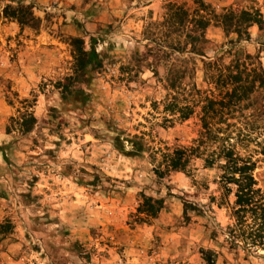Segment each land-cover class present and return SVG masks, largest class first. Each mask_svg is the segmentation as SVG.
I'll return each instance as SVG.
<instances>
[{"label":"rangeland","instance_id":"1","mask_svg":"<svg viewBox=\"0 0 264 264\" xmlns=\"http://www.w3.org/2000/svg\"><path fill=\"white\" fill-rule=\"evenodd\" d=\"M170 1L194 8L193 0H0V264H207L202 251L214 264H264L263 251L227 242V210L210 200L220 197L214 170L196 162L159 179L148 153L129 157L113 145L116 133L151 148L187 145L199 131L197 115L166 123L164 86L147 66L132 67L145 27ZM205 2L264 17V0ZM249 32L238 41L211 26L208 59L228 65L247 53L264 68V30ZM76 39L101 61L83 78L74 74ZM194 82L207 90L200 61ZM28 114L35 123L24 132ZM257 179L264 188V167ZM142 193L165 200L148 224L134 222ZM184 200L204 212L186 220Z\"/></svg>","mask_w":264,"mask_h":264},{"label":"trees","instance_id":"2","mask_svg":"<svg viewBox=\"0 0 264 264\" xmlns=\"http://www.w3.org/2000/svg\"><path fill=\"white\" fill-rule=\"evenodd\" d=\"M193 4L194 8H189L170 1L162 7L159 19L145 27V52L136 55L132 67L138 73L147 66L164 86L166 123L184 122L197 115V136L187 145L151 148L143 136L125 139L122 133H116L113 145L129 157L148 153L159 179L172 173H189L196 162L214 170L220 197L210 200L227 210V242L248 254L264 252V188L257 179L258 169L264 167V68L259 56L247 53H235L228 65L222 58L209 60L206 54L211 26L220 27L226 37L236 35L238 41H246L250 40L253 26L264 30V17L259 10L234 6L217 11L205 0H193ZM72 46L76 76L82 71L83 78L89 67L99 68L100 56L94 47L86 51L84 42L78 39ZM198 61L203 64L207 85L204 92L194 82ZM70 88L71 85L64 88L62 93L71 95ZM21 119L20 128L28 132L31 127L27 126L34 124L35 118L28 114ZM140 197L134 222L148 224L162 212L165 200L143 193ZM189 212L204 210L184 200L186 220ZM201 253L207 264L215 263L213 252Z\"/></svg>","mask_w":264,"mask_h":264}]
</instances>
